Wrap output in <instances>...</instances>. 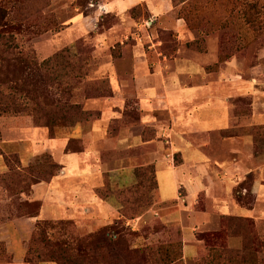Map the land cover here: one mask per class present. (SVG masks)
Instances as JSON below:
<instances>
[{"label": "rangeland", "instance_id": "rangeland-1", "mask_svg": "<svg viewBox=\"0 0 264 264\" xmlns=\"http://www.w3.org/2000/svg\"><path fill=\"white\" fill-rule=\"evenodd\" d=\"M96 1L32 0L30 5L31 25L18 29L19 34H17V38L20 44L32 47L38 62L53 56L63 49H67L71 65L66 70L67 74L62 80V86L53 80V87L51 89L57 94L56 96L63 97V101L68 100V103L80 104L88 118L79 123L89 125L93 121L99 122L103 120V123L107 122V134L109 137H116L114 139H118L119 136L124 135V137H120L116 141L118 144L114 149L121 153L120 157L123 156L122 159H126L129 156L135 155L138 150V146L134 145L133 138L130 136L131 133L140 131V138L143 142H146L144 141V135L145 137H150L149 140L156 137V134L153 135L152 130H149L152 129L151 126L142 123V120H145L143 119V115H154L164 128L171 126V124L169 123V117L161 111H140L134 104L135 99L127 100L123 109H120L117 113L110 111V105H108L107 101L111 97L112 92L108 96L101 95L105 92L104 86L101 87L102 84L105 85L104 82H106L107 87L111 91V84L104 74L102 66L109 55L114 59L119 58L122 46L117 42L113 43L109 49L103 50L104 46H100L99 43L93 41L95 34L101 32L106 27H98L97 31L93 30L72 40L69 38V33L60 34L62 31H65L64 24L67 18L76 9L84 14H88L92 11V7L90 6H93ZM177 10L178 8L174 7L171 18L174 20L180 19L181 26L152 25L142 19H134V26L124 33L127 36L123 39L124 44L129 47L135 43L141 44L145 49L146 55L151 57V59H163L165 57L167 61L171 62L182 57L197 59L203 71L209 72L207 68L214 66L218 62L219 54L223 48L225 51L231 46L237 48L241 45L238 42L239 38L245 39L246 37L247 40L241 41V43H246V45L237 49L232 56L221 62L216 69H210V73L215 75V81L219 82V79H225V81H228V86L207 85L209 81L204 75H201L202 70L199 72L195 69L197 62L189 64L193 67L194 71L196 70L194 72V79H192L195 84L186 87L183 94H180V97L185 101L193 99L190 105V114L186 116L187 124L185 125L187 131H189V136H183L179 129H172L173 137L171 144L169 142L165 144L164 142L169 140L167 137L168 133L158 129L159 140L164 143L165 149L170 147L167 149L170 157L164 154L161 157H156L154 163L158 196L162 199L167 198L163 200H169L174 196L175 189L173 185H175L176 180H173V174H175V171L169 162L170 158L173 159L172 161L175 164L180 162L179 155L175 154V152H180L184 159L183 163L178 167L179 173L180 170L186 169L187 173L189 171L191 174H199L198 176L201 177L202 173L212 170L213 159L218 157V153L211 145L218 143L220 130L228 128V119L223 108V100L220 99V96L231 91L229 101L232 107L230 115L235 125L233 131L237 135L238 148L241 150V153L247 152L241 164L247 173L235 191L239 192L240 198H244L250 203L253 195L246 192L249 184H252L255 179H259L264 183V124L250 125L252 97L244 95L247 91L244 85L247 81L250 83L256 82V87L264 90V33L256 40V33L252 32L251 29L247 31L244 29L245 36L238 34V37L229 29L233 26H229V28L223 30L221 27H223V23H227V19L224 13L217 11V9L211 10L208 13L210 16L203 19V26L189 28L185 20L178 17ZM145 18L148 20V16H145ZM115 22L116 19L110 15L104 17L101 21L103 24ZM226 33L228 34L227 40L223 38ZM136 38H140L141 41L138 42ZM191 43L194 46L192 45L191 47ZM196 46L200 47V49H196ZM98 48L102 50H98ZM234 82H238L237 87H232L235 85ZM96 92L100 96H94ZM219 93L220 95H218ZM228 97L230 96L228 95ZM240 97L245 98L243 99L244 101L237 100ZM177 119H184V116L178 115ZM69 128L64 126L60 121L50 130L47 127L35 126L28 116H0V148L6 155H17L20 159V168H25L27 165L32 164L36 169H39L44 155H48L54 162H63L62 164L66 166L65 174L60 166L55 175L59 176L53 179L50 185H44L42 188L39 187L42 189L40 193L36 195L35 192L36 196H42L40 197L42 202L31 200V190L24 193H12L0 183V242L4 244L7 254L11 255L10 261L1 262L0 264H26L23 260L25 251L22 260L17 262L16 259L19 256L14 254L13 248L16 247L14 250L16 254L21 253V249L18 247L20 244L26 250V245L35 232L36 224L44 220H71L79 235L97 232L104 227L117 228L120 230V233L113 240L121 237L122 241L120 240V243L122 245L129 243L131 248L182 240L181 234L177 229L168 231L165 234L162 233L159 237L151 238L149 233L153 232V230H151V226L145 224L144 220H139L136 224H132L131 220H124L119 214H117L119 218H115L111 224L95 228L90 232H88L89 225L87 222L76 223V219H68L70 218L68 211L70 208L66 209L65 205L70 207V205H80L81 203V200H76L70 194V190L82 185L83 182L87 184L92 182L87 174L93 168L95 170L101 169L102 162H108L106 160L107 150H103L96 160L94 158V160L82 166L75 164L72 159L68 158L69 156H65L61 152V141L59 139L66 135L65 131L68 132ZM196 131L200 133V136L194 134ZM167 132L170 131L168 130ZM72 134L78 136V131L72 132ZM203 134L205 136H202ZM193 140L202 142L207 147L198 149L193 145ZM245 140L248 143H245ZM225 146L229 147V145ZM159 147L162 149L160 143ZM67 148L69 151L83 152L85 150V143L80 138H70L66 149L63 150L67 151ZM140 158H143V155L135 156L129 162L138 161ZM74 169L75 171H73ZM104 170L106 171V169ZM4 171L6 172L7 168L3 158L0 156V173H4ZM105 171L103 172V182L95 190L103 189V187L111 189L108 175ZM179 184L187 186L189 181L187 183L185 179L180 177ZM126 187L129 186H115L112 190ZM50 190L53 193H50ZM51 197L55 203L50 200ZM111 200H114L119 209L117 201L113 197H111ZM34 202L40 204L37 216H34L36 210L32 205ZM75 210L77 209L75 208ZM152 215L159 221L158 212ZM34 217L38 219L36 222L33 220ZM153 226L155 227L154 230H158L157 227H162L160 223ZM255 226L260 237L264 240V222H260L258 226L255 223ZM220 228L221 217L217 230L197 233V237L201 239L200 235L218 231ZM40 264L56 263L42 262ZM194 264H196V261Z\"/></svg>", "mask_w": 264, "mask_h": 264}, {"label": "crops", "instance_id": "crops-1", "mask_svg": "<svg viewBox=\"0 0 264 264\" xmlns=\"http://www.w3.org/2000/svg\"><path fill=\"white\" fill-rule=\"evenodd\" d=\"M94 4L90 6L92 7V11L88 14H84L76 9L67 18L64 24L65 31H62L60 34L69 33V38L72 40L93 30L97 31L98 27H106L101 32L95 34L93 41L99 43L100 46H104L103 50L109 49L113 43L117 42L122 46L121 56L114 59L109 55L102 66L104 74L111 84L112 95L107 101L108 105H110V111L117 113L120 109H123L127 100L135 99L134 104L136 108L142 112H163L169 117L171 126L164 128L154 115H143V119L145 120H142V123L151 126L156 137L143 142L140 138V131L131 133L130 136L133 138L134 145L138 146V150L135 155L128 158L124 155L126 159H122L123 156L120 157L121 153L114 149L118 144L116 141L120 137H124V135L119 136L118 139H114L116 137H109L107 134V122L103 123V120L99 122L93 121L89 125L77 123L70 127L68 132L65 131L66 135L59 139L61 141L60 149L75 164L82 166L94 160V158L96 160L103 150H107L106 160L108 162H102L101 169L95 170L93 168L87 174L92 182L89 184L83 182L82 185L70 190V194L76 200H81L80 205L74 204L70 205V207L65 205L66 209L70 208L71 210H68L70 213V218L68 219H76V223L87 222L89 225L88 232L111 224L115 218H119L117 217V214H119L118 207L114 200H111V197L100 198L95 192V188L103 182L104 169H106L105 172H107L111 189L115 186L133 185L136 182L134 175L135 167L147 164L155 165L156 157H161L164 154L170 157L169 153H167V149L170 147L165 149L163 144H168V142L171 144L173 137L172 129H179L183 136H189V131H187L185 125L187 124L186 116L190 114V105L193 99L185 101L180 97V94H183L186 87L195 84L192 80L194 79V72L196 70L201 72L202 70L201 75H204L209 81L208 83L206 82L207 85L228 86V81H225V79H219V82H217L215 81L214 74L204 70L205 73L197 59L182 57L172 62L167 61L165 57L163 59H151V57L146 55L145 49L141 44L135 43L131 47L124 44L123 39L127 37L124 34L125 31L135 24L131 16V10L136 6H140L142 10L139 19L146 21V23L152 25L159 24V26H181L180 19L174 20L171 18V13L174 9L172 0H97ZM108 15L114 17L116 22L112 24L101 23L103 18ZM145 16H148V20ZM136 40L138 42L141 41L140 38H136ZM98 50L102 49L98 48ZM194 62H197L195 71L189 65ZM255 83L247 81L244 85L247 89L244 95L252 97L250 123L252 126L264 124V90L256 87ZM234 84L232 87H237L238 82H234ZM213 92L215 91L213 90ZM230 93L231 91H228L220 96V99L223 100V108L228 119L227 129L235 126L230 115L232 108L229 101V98H231ZM178 115H183L184 119L178 120ZM158 129L166 131L169 140H166L164 143L160 141ZM168 130L170 132H167ZM224 130H220L218 134V143L211 145L218 153V157L213 159L211 171L202 173L201 177L198 176L199 174H191L189 171L187 173L186 169L180 170L179 173L178 167L183 163L184 159L180 152H175V154L179 155L180 162L175 164L172 158H170L169 162L175 171V174H173V180H176V183L174 181L175 185H173L175 189L174 196L169 200H163L167 198L162 199L158 196L157 184V189L154 192L153 206L141 216L131 220L132 224H136L139 220H144L145 224L151 226L150 228L153 230V232L149 233L151 238L159 237L162 233L165 234L168 231L177 229L182 237V261L184 264H194L196 258L204 250V241L197 237V233L217 230L221 216L252 218L257 226L260 222H264V183L259 179L254 180L251 186L253 199L250 203L244 198L239 197V192L235 190L247 173L241 166L242 159H245L244 157L247 152L241 153V150L238 148L237 135L232 137L220 135ZM75 131H78V136L72 134ZM194 134L200 136L198 131L194 132ZM202 136L205 135L203 134ZM70 138H80L83 140L85 150L83 152L64 151L63 149H66ZM159 143L162 145V149L159 147ZM245 143H248V141L245 140ZM193 145L198 149L207 147L202 142L194 140ZM225 145H229V147ZM141 155H143V158H140V161L129 162L135 156ZM57 163L62 167L65 174V164H62L63 162ZM58 176L52 178L50 182H41L34 185L31 189V200L42 202L40 198L42 196H36L42 190L39 187L42 188L44 185H50L53 179ZM180 177L185 179L187 183L189 181V184L187 186L179 184ZM50 193L53 192L50 190ZM54 193L56 192L54 191ZM50 200L55 203L52 197ZM155 212L159 213V221L152 215ZM36 218H33L34 222L38 220ZM157 223H160L162 227H157L158 230H154L155 227L153 225ZM228 245L231 248H240V237H229ZM18 247L21 249V253L19 254H16L14 251L16 247L13 248L14 254L19 256L16 259L17 262L22 260L25 251L22 244L18 245Z\"/></svg>", "mask_w": 264, "mask_h": 264}, {"label": "trees", "instance_id": "trees-1", "mask_svg": "<svg viewBox=\"0 0 264 264\" xmlns=\"http://www.w3.org/2000/svg\"><path fill=\"white\" fill-rule=\"evenodd\" d=\"M31 3L32 0H0V116H28L35 126L50 130L59 121L64 126H74L88 118L86 112L78 103L63 101V97L56 96L51 89L53 80L62 86L66 70L71 65L67 49L38 62L32 47L20 44L17 38L18 29L31 25ZM172 4L178 8V17L183 18L189 28L203 26V19L210 16L211 10L217 9L227 19L221 27L223 30L233 26L229 29L238 37V34L245 36L244 29H251L256 33V40L264 33V0H172ZM141 11L140 6L134 7L132 18L138 19ZM227 36L226 33L223 38L227 40ZM246 40V37L239 38L241 45L237 48L231 46L226 51L223 48L218 62L207 70L216 69L246 45L241 43ZM104 83L106 86L102 84L101 87L104 86L105 92L101 95L108 96L111 91ZM94 96L100 95L96 92ZM233 128L222 131L221 135L236 136ZM149 130L155 135L153 129ZM143 137L144 141L150 139ZM0 156L7 168L6 172L0 173V183L12 193L29 192L34 185L50 181L60 169V165L48 155L42 157L39 169L32 164L20 168L19 157L6 155L1 148ZM134 175L136 182L132 186L119 190L103 187L95 191L100 198L113 197L124 220L141 216L154 203L157 189L154 165L137 166ZM251 186L250 183L246 190L249 194ZM32 205L36 209L34 216H37L40 204L34 202ZM119 233L117 228L104 227L97 232L79 235L71 220H44L36 224L23 260L26 264H184L181 239L131 248L129 243H120L121 237L113 240ZM231 236L240 237V248L228 245L227 239ZM200 237L204 240V250L196 258V264H264V240L252 218L223 215L220 230ZM10 260L11 255L0 242V263Z\"/></svg>", "mask_w": 264, "mask_h": 264}]
</instances>
